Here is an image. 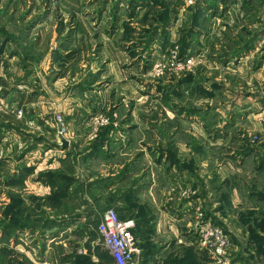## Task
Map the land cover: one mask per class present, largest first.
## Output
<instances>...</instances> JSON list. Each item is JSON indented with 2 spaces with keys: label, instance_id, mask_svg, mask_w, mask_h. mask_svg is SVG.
Masks as SVG:
<instances>
[{
  "label": "rangeland",
  "instance_id": "1",
  "mask_svg": "<svg viewBox=\"0 0 264 264\" xmlns=\"http://www.w3.org/2000/svg\"><path fill=\"white\" fill-rule=\"evenodd\" d=\"M178 1L0 0L2 14L8 12L10 24V30L2 33L6 38L0 42V231L3 235L13 234L12 240L23 236L28 240L27 245L34 242H29L32 238L51 237L50 242L57 246L58 264H114L102 236L103 214L113 209L120 220L132 221L129 230L133 231L138 253L131 264H264V130L257 128L258 119H253L248 126L245 123L235 126L242 133L235 139L228 140L223 134L229 129L223 127V121L233 108L234 95L238 99L241 94L249 95L255 107L259 100L264 105V85L256 77L248 80L241 76L237 65L227 69L229 62L217 61L220 55L216 56L224 50L244 53L254 46L257 32L263 30L260 26L264 24V0H209L212 7L207 15L200 13L201 0L191 3L182 0L177 13L172 14ZM205 18H211L209 26L220 23L216 24L209 49L195 52L196 48L189 44ZM17 20H20L19 29ZM121 68L127 72L124 76L118 75ZM196 72L202 75L201 91L195 88ZM171 85L177 86V90L171 89ZM10 89L26 90V93L23 97L14 93L5 99ZM54 94L68 97L72 115L55 106ZM144 100L159 105L152 104L149 109L138 105L134 111L137 117L153 119L158 128L174 126L164 121L176 117L165 112L170 110V105L173 113L187 115L192 120L185 132L177 127L181 148L190 153L182 158L190 164L187 167L191 180L185 187L180 186L177 199L185 202L179 206L193 210L188 220L177 218L178 204L167 207L158 203L165 199L162 193L167 189L157 180L145 181L143 190L151 187L157 197L149 195L146 202L136 192L128 195L131 190L128 181L124 183L126 189L122 193L126 195L122 202L118 192L105 194L104 187L113 185L114 181L100 179L94 169L87 173L88 178L67 189L74 166L84 169L86 162L82 155L76 157L75 150H72L74 156L65 158L61 171L47 169L34 176L33 167H18L19 146L22 154L43 142L48 148V142L55 141V135L59 134L60 124L65 127L64 134L68 133V121L74 120L66 121V118L72 116L88 124L84 130L88 147L84 148H88L89 156L95 152L96 157L100 137L113 133L120 120L129 118L134 104ZM192 108L195 114L189 113ZM18 110L22 112L20 117ZM193 117L204 127H198ZM7 118L15 122L26 119V123L11 126L4 123ZM44 121L47 126L52 125L49 135L46 130L40 134L43 129H38ZM150 126L147 125L149 130ZM216 130L221 135L217 139ZM10 132L11 138H15L8 143L13 158L6 153ZM63 135H58L59 145ZM142 140L144 144L139 150L148 147L145 143L155 146L165 143L161 140L153 143L145 135ZM12 164H15L13 170ZM27 180L45 183L49 193L34 194L25 184ZM39 196L52 197L54 203L34 205L32 199ZM48 207L54 209L52 214L46 211ZM175 217L178 220H173ZM50 228L56 230L52 236L47 234ZM170 228L176 234L179 230L178 235L155 236L156 230ZM188 237L185 247L178 249V241Z\"/></svg>",
  "mask_w": 264,
  "mask_h": 264
},
{
  "label": "crops",
  "instance_id": "2",
  "mask_svg": "<svg viewBox=\"0 0 264 264\" xmlns=\"http://www.w3.org/2000/svg\"><path fill=\"white\" fill-rule=\"evenodd\" d=\"M208 1L209 0H204V1L201 0L202 5L200 6L199 10L204 15H207V12H211L210 8L212 7V5L210 6ZM221 8L222 6L220 4L219 9ZM228 9L231 10V7H229ZM236 13L237 12L233 11V15L234 14L236 15ZM7 14L6 15L2 14V6H0V42H2L6 38L5 35L2 36V33L10 30L9 28L10 24L8 22L9 15ZM209 20H211V18L201 22L199 31L196 34H194L197 36H194L191 39L189 46H194V48H196L195 52H197L198 49H201L202 52H203L202 49H205L206 51L207 49H209L207 47L211 45V39L215 33V29H217L216 28L217 23L213 22V25L209 26L208 24ZM22 22L24 23V19ZM17 23H18L17 28L19 29L20 20H17ZM23 23L22 25H24ZM260 27L263 30L259 33L257 32V36H256L257 38L256 40L253 41L254 46L252 48L248 47V50L246 52L242 53L241 51L234 52L230 50L229 51L224 50L223 53L218 52L216 56L218 57V55H220V57L217 58V61L224 60L229 62L226 67L227 69H230V67L233 65L234 66L237 65L236 66L237 71H241V76L248 78V80L253 77H256L259 80V84H261L262 86L264 85V80H260V78L261 79L264 78V24L263 25L261 24ZM260 27L256 26L255 28L260 29ZM13 29L15 31L14 27H12V30ZM245 38L246 37H243L244 41H246ZM251 42L252 40L248 43L251 44ZM6 44L9 45L8 43ZM249 44L247 46H249ZM202 52L200 53L202 54ZM117 56L118 58H120V54H117ZM125 73L127 74V72H125V69L123 68L118 70V75L121 74L122 76H124ZM196 75L198 77L197 80L195 78V80L197 81L195 88H197L198 91H201V89L203 88L202 75L197 74V72L195 76ZM66 77H69L68 72L66 74ZM170 88L177 90V86L171 85ZM29 90L31 91L32 89ZM25 91L26 90H22V91L16 90L14 92V89H10L9 91H7V95L5 96V99L7 97H11L12 95H14V93H17V95L23 97V95L26 93ZM241 93L242 91H237V94H241ZM242 95L243 94L240 95L239 99H238V95H234L235 100H233L234 101L233 108L229 110L228 117L226 118V120L223 121L224 123L223 127L229 128L227 130L224 129L226 130V132L223 133L224 136L228 138V140H233L235 139L236 136H240V134H242L239 128L235 130V126L239 124L244 125V123L247 124L248 126L251 120L255 121L253 119H258L257 122H255L257 128L261 129L262 131L264 130V105L259 100L258 103H256L257 106L255 107L254 100L250 98L251 96L249 95L242 96ZM34 96L35 98L37 97L36 95ZM54 97H55V106H59L65 114L66 112L68 113V115L73 114L72 112H70V106H69L70 101H68L67 96L58 97L55 96L54 94ZM60 98L63 99L59 101ZM73 103L77 105V102H73ZM155 103L159 105L158 102L149 101V100L146 101L144 100V102L140 104H137L136 102L134 104V108L130 112L129 118H127L126 120L124 119L120 120L119 127L114 129L113 133L111 132L110 134L107 135L105 134L103 138L100 137L99 141L97 142L99 145L97 147L99 153L96 154V157H95V152H92V154L89 156L88 148H84L86 146L88 147V143H86L88 139L84 134V130L87 128L88 124L87 123L85 124L83 119H77L78 117L76 116H75L76 118L73 116L68 117L66 118V121L72 119L74 120V122L69 123L68 121L70 127L69 131L68 133L63 135V137L68 142L67 145L61 146L58 144L59 134L57 133V125H56L55 129L58 135H55L56 137L54 136L55 141L51 139L50 142H48V144L50 145L48 148L47 146L45 147L43 146L44 144H46L45 142H43L36 148L31 149L29 151H25V153L23 152L22 154L19 146V148L17 149L18 157H20V160L17 163L18 167L20 168L22 166L33 167L34 176H36V174H38L40 171L47 169L56 170L58 168V170L61 171L60 169L61 164L66 161L65 158H68L69 156L70 157L74 156L73 155L74 152L72 153V150H75L77 153L75 154L76 157L80 158V155H82L85 158L86 162L84 164V169H79L78 166L76 165L74 166L75 169L73 170V174L70 177V180H68L67 182L68 185L67 189L73 188V185L77 183L78 180H82L84 179V177L88 178L87 173L90 172V169H94V171L98 173V175H100L101 177L100 179L105 180L110 178L113 179L114 181L113 185L104 187L103 190L105 194L109 191H113V192L115 191V193L118 192V196L120 195V201L122 202V198H124L126 195V193L124 194L122 193V191L126 189L124 183L128 181V183L131 184L130 185L131 187L128 188L131 189L128 190L129 191L128 195L129 194L133 195V192H136L135 193L136 196L140 197L142 199V202H146L147 197H149V195H152L154 198L157 197H155L152 193L153 188L150 189L151 187H147L148 188L147 190H143L145 188L144 186L145 181L154 180L156 182L157 180L158 182L160 181L159 183H161V187L167 189L164 193H162V190L160 192V189L158 188L159 193L165 194V199H161L160 201H158V203L163 205L164 204L168 205L167 207H173L171 206L172 204H178L176 211L175 209H173L175 212L178 211L177 218L181 220L183 219V217H185L186 220H188L190 215L193 213V210L191 208H183V206H179V205H183L185 202H183L184 200L181 201L177 200L178 198H180V196L178 195L179 188H181L180 186L185 187L187 181L191 180V172L188 169L189 167H187L190 164L186 163L182 158V155H184L185 158L188 157L190 153L181 148L182 141L179 140L181 135L179 133V129L181 128V130L185 132V127H189V125L191 126L190 122L192 120L187 115L181 116L173 113L172 109L174 108H172L171 105L169 106L170 110H167L165 112L170 116L176 115V117L175 118L169 117L167 119H164V121H167V124L168 122H170L174 126H167V128L161 129L155 126V124L153 123L154 121L153 119L150 120L148 117H144V116L137 117L136 112L134 110H136L138 105H140L141 108L149 109L150 105L152 104L156 105ZM255 109L256 110L258 109L257 114H253V112L250 113V111H256ZM243 110H245L246 113L243 112ZM194 111L195 109L192 108L189 113L191 114ZM251 116H253V118H251ZM193 118H194L193 120L194 123L198 121L199 123L197 124L198 127H204L201 124V122H199L197 117H193ZM22 120L20 122H15L12 119L7 118L4 119L5 121L4 123L6 124L8 123L11 126L14 125L13 123H21V125H23L26 123V119H22ZM200 120L203 121L202 118ZM47 124H48L47 121L41 122L40 125L42 126L38 127V129L40 131L41 129L43 130L41 131L40 134H43V132L46 130V133L49 135L48 129H52L51 128L52 125L47 126ZM140 124H142V126L145 128H141L139 126ZM147 125H151L150 130L147 128ZM215 126H218V124L215 123ZM177 127L179 129H177ZM10 128L12 127L9 128L6 127L7 130H11ZM219 131L220 130H216V133L218 132V134H216L215 139L221 136L219 134ZM186 132H188V130ZM8 134L9 135L7 136V138L9 140L8 142H6L7 144L15 139V138L13 139L11 138L13 137L11 132ZM142 135L149 137L151 142L153 143L157 140H161L165 143L159 144L157 142L159 145L156 146L154 144L145 143V145L148 147L139 150L138 148H142L141 146L144 144L142 140ZM192 135L195 137L194 134ZM17 137L19 138L20 135L18 134ZM8 145L9 147H7L6 153L8 157H12L14 156V154L11 153L12 150L10 144ZM243 153L246 154L247 151H243ZM13 167H15V164L11 165V170H13L12 169ZM159 169H162V171L158 172ZM85 173L87 174V176L85 175ZM189 183L191 184V182ZM25 184H27L28 187H30V189H33L34 194H37L36 192H38V195L39 194L41 195V191H45V193L48 194L50 191L48 185L38 180L37 181L27 180ZM149 189L150 192L147 193ZM153 192L155 193L154 190ZM28 200H30V198H28ZM32 200L34 205H41L42 202H43L42 204H44L46 201H48L50 204L54 203L52 197L47 199L46 196L34 197ZM25 201H27V199H25ZM48 208L50 209L49 210L46 209V211H49V214H52L54 212V209L52 210V207H48ZM37 209H42V208L38 207ZM180 210L182 211L180 212ZM187 210H191V212L185 213V211ZM168 211H170V209H168ZM50 217L52 216L50 215ZM177 218L175 217L173 218V220H178ZM75 221L77 220L75 219ZM55 231L56 230H54V228H50L47 234L48 235L51 234L50 236H52V234H54ZM164 233L170 236L171 235L176 236L178 235L179 230L177 234L175 233L174 228H170L169 230L163 229L161 232H159V230H156L155 236L158 235L163 236ZM11 236L6 234L3 235L2 232L0 231V264H58L57 246L56 244L54 245L52 244V242H50L52 240L51 237H49V240L47 239L44 240L41 238L35 240L34 238H32L29 240V242L32 240H34V242L27 245L26 242L28 240L27 241L24 240L25 237L21 236V237H17V239L12 240ZM188 239L189 237L185 238L183 242L182 240H179L178 249L185 247L184 243L189 241ZM9 241L12 242L9 243ZM163 251L164 249H162L161 252Z\"/></svg>",
  "mask_w": 264,
  "mask_h": 264
},
{
  "label": "built area",
  "instance_id": "3",
  "mask_svg": "<svg viewBox=\"0 0 264 264\" xmlns=\"http://www.w3.org/2000/svg\"><path fill=\"white\" fill-rule=\"evenodd\" d=\"M191 3V0H186ZM190 62V61H188ZM0 109V115H1ZM22 112L17 111V116L20 117ZM57 120L61 121L60 115H57ZM66 132L63 124H60L58 133L63 135ZM132 221H122L113 209H108L103 214L102 219V236L103 245L108 249L114 264H131V260L138 253V248L135 244V238L130 232Z\"/></svg>",
  "mask_w": 264,
  "mask_h": 264
},
{
  "label": "trees",
  "instance_id": "4",
  "mask_svg": "<svg viewBox=\"0 0 264 264\" xmlns=\"http://www.w3.org/2000/svg\"><path fill=\"white\" fill-rule=\"evenodd\" d=\"M139 0H132L133 3H136L138 2ZM145 1V0H144ZM182 0H179L178 3H176V5L174 6L173 10H172V14H176L177 13V10L179 8L180 5H182ZM201 13V11H200ZM173 19V18H172ZM166 24L169 23V21L165 22ZM131 232L133 233V231L131 230ZM110 256V255H109ZM110 259L113 261L112 257L110 256Z\"/></svg>",
  "mask_w": 264,
  "mask_h": 264
},
{
  "label": "water",
  "instance_id": "5",
  "mask_svg": "<svg viewBox=\"0 0 264 264\" xmlns=\"http://www.w3.org/2000/svg\"><path fill=\"white\" fill-rule=\"evenodd\" d=\"M60 141H61V145L62 146H65L68 143L67 140L64 137H62V136H60Z\"/></svg>",
  "mask_w": 264,
  "mask_h": 264
}]
</instances>
